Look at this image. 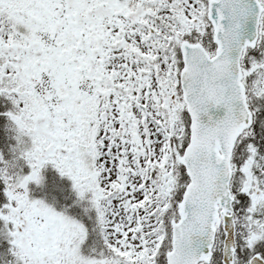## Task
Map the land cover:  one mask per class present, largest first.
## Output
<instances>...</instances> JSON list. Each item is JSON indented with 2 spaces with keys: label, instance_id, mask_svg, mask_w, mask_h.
Returning <instances> with one entry per match:
<instances>
[{
  "label": "snow or ice",
  "instance_id": "obj_1",
  "mask_svg": "<svg viewBox=\"0 0 264 264\" xmlns=\"http://www.w3.org/2000/svg\"><path fill=\"white\" fill-rule=\"evenodd\" d=\"M0 264H264V0H0Z\"/></svg>",
  "mask_w": 264,
  "mask_h": 264
}]
</instances>
